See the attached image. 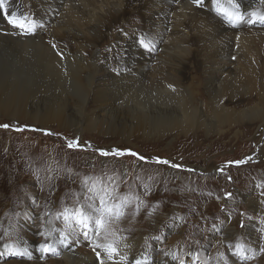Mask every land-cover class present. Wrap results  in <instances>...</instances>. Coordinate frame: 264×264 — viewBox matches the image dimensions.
Here are the masks:
<instances>
[{"label": "rangeland", "instance_id": "1", "mask_svg": "<svg viewBox=\"0 0 264 264\" xmlns=\"http://www.w3.org/2000/svg\"><path fill=\"white\" fill-rule=\"evenodd\" d=\"M211 1L204 0L196 7L206 8L209 16L225 21L224 14L214 13L212 8L216 7L211 6ZM233 28L247 30L248 36L255 37L264 26L246 24ZM38 31L41 35L46 32ZM158 46L162 48L163 43ZM159 47L146 45L151 58L161 53ZM115 49L119 57L121 50ZM224 60L216 59L224 74L238 68L234 57ZM195 63L201 65L199 59ZM12 69L0 63L1 84L6 85L13 76L18 79L20 92L31 90L33 81ZM156 69L154 61L148 64L147 72L151 75ZM185 71L181 76L186 85L192 83L196 90L205 93L201 67L197 73L189 74L188 67ZM257 71L261 73L260 68ZM51 93L57 94V89ZM30 99L25 98L24 103L31 105ZM117 108L120 117L100 131L97 127L83 131L82 125L77 129L55 123L36 125L0 111V255L7 254L4 262H31L32 257L13 255L9 249L22 253L16 245L19 233L41 240L42 225L49 220L61 241L84 252L91 250L96 241L107 244L139 235L156 258L164 255L175 239L173 253L176 255L179 250L187 258L191 254L190 259L196 264H206L213 253L218 257L220 252L227 257L223 256L222 264H264V257L257 261L264 256V122L245 121L230 127L215 124L217 127L209 132L194 127L184 136L179 128L168 130L173 114L170 110L160 116L166 125L162 133L145 134L141 126L137 127L141 116L135 110L130 111L126 105ZM204 109L201 113L209 115V110ZM122 129L131 131L130 135H122ZM69 142L78 143L79 147L70 148ZM113 150L125 154L112 155ZM101 151L110 154L104 156ZM131 152L144 159L130 155ZM158 159L169 163H158ZM240 161L245 162L237 163ZM101 197L109 205L122 203L124 215L107 225V234L102 231L96 235L94 223H89V228L82 227L73 214L83 211L90 217L97 216L95 209L101 208ZM251 198L260 204L251 208L247 203ZM227 228L233 233L230 239L226 238L229 234H223ZM247 228L251 239L245 236ZM44 256L42 262L55 258L52 252Z\"/></svg>", "mask_w": 264, "mask_h": 264}, {"label": "bare ground", "instance_id": "2", "mask_svg": "<svg viewBox=\"0 0 264 264\" xmlns=\"http://www.w3.org/2000/svg\"><path fill=\"white\" fill-rule=\"evenodd\" d=\"M211 2L216 7L212 8L214 13L223 14V9L244 17L246 14L247 22L234 27L264 26L259 19L264 15V0H235L236 6L230 0ZM196 6L193 0H5L7 12L26 18L33 30L22 33L6 23L5 14L0 12V63L29 77L34 85L23 94L15 77L9 78L6 85L0 82V111L36 125L55 123L76 129L82 125L83 131L96 127L100 131L120 117L117 106L121 109L126 105L141 116L137 127L151 134L164 129L166 125L159 120L163 118L160 116L171 110L168 130L179 128L184 136L194 127L209 132L215 124L263 123L264 28L250 37L249 31L233 28L226 15L225 21H219L209 16L206 8ZM39 29H44L45 34L41 35ZM164 33L168 34L165 39ZM146 45L159 47L161 53L151 58ZM115 47L121 50L119 57ZM219 57L223 60L234 57L238 68L224 74L219 59L216 62ZM198 59L200 66L195 63ZM154 61L157 69L150 75L147 67ZM185 67L189 68V74L197 73L201 67L205 93L196 90L192 83L186 85L181 76ZM55 89L57 94H49ZM27 97L31 98V105L24 103ZM204 107L209 115L201 113ZM125 132L129 136L131 131L120 130L122 135ZM247 203L251 208L260 204L253 198L247 199ZM42 228L44 236L38 241L28 234L17 236L19 250L32 257L31 262L24 264H100L96 253L101 250L95 249V245L104 242L96 241L86 252L75 250L66 240L58 238L49 220ZM230 231L224 230L223 234H229L226 238H232ZM245 234L251 239L248 228ZM171 242L169 250L156 258L143 236L126 237L115 242L119 255L109 260L101 251V256L104 264H135L136 260H145L147 264H196L190 259L191 254L187 258L178 250L175 255L176 241ZM44 243L54 249L55 258L48 262L41 261L46 257L40 250ZM6 255H0V264H10L4 262ZM180 256L183 257L177 258ZM223 256L226 257L221 252L218 257L213 253L203 262L222 264Z\"/></svg>", "mask_w": 264, "mask_h": 264}, {"label": "snow or ice", "instance_id": "3", "mask_svg": "<svg viewBox=\"0 0 264 264\" xmlns=\"http://www.w3.org/2000/svg\"><path fill=\"white\" fill-rule=\"evenodd\" d=\"M197 6L201 5L204 0H193ZM231 3L235 5V0H230ZM224 15H226L229 19V22L233 23L234 26L238 25L239 23L244 22V16L239 13H232L227 12L223 9H221ZM0 12L4 13L8 23L14 27L18 28L22 33H30L33 30V26L28 23L27 19L24 17L17 18L14 14H9L7 12V9L5 8V0H0ZM252 15H255L253 13ZM259 19L261 21H264V15L260 16ZM254 22V21H253ZM6 127V126H5ZM68 146L70 148L73 147H79L78 143L75 142H69ZM110 153L107 151H101V155L107 156ZM112 155H124V152H121L119 150H113ZM130 155L137 156L138 159H144L143 157L139 156L137 153L131 152ZM158 163L167 165L169 162L166 160H157ZM245 161H240L237 163H244ZM172 167H178L177 165L173 164ZM95 211L98 213L95 217H90L86 215L83 211H79L73 214V216L76 218L77 224L81 225L82 227L87 228L89 226V223H94L95 225V234L100 235V233L103 231L107 234V225L113 221V220H119L123 215V205L122 203H117L114 205H109L106 200H104L103 197H101V208L95 209ZM68 218L67 210L65 214V219ZM47 240V237H45ZM66 239V238H65ZM115 242H109L107 244H101L96 243L95 249H100L107 255V259L112 260L114 256L119 255L118 249L114 247ZM241 246L237 245V248H240ZM94 249V250H95ZM40 250L42 253H54V249L51 248V246L48 243L41 244ZM9 251L12 252L13 255L22 256V253L16 252L14 250L9 249ZM101 251H97V259L99 260L100 264H104V259L101 256ZM261 251H264V249H261ZM135 264H147V261L145 260H136ZM225 264H227V261H225Z\"/></svg>", "mask_w": 264, "mask_h": 264}]
</instances>
